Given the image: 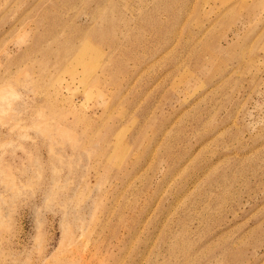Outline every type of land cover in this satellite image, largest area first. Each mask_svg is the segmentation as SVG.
<instances>
[{"label": "rangeland", "instance_id": "obj_1", "mask_svg": "<svg viewBox=\"0 0 264 264\" xmlns=\"http://www.w3.org/2000/svg\"><path fill=\"white\" fill-rule=\"evenodd\" d=\"M0 264H264V0H0Z\"/></svg>", "mask_w": 264, "mask_h": 264}]
</instances>
